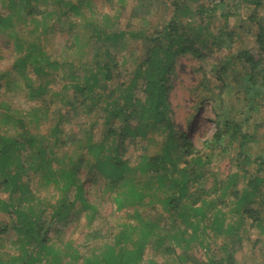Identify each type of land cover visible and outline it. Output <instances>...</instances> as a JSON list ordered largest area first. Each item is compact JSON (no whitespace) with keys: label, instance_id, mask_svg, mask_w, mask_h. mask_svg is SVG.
<instances>
[{"label":"trees","instance_id":"obj_1","mask_svg":"<svg viewBox=\"0 0 264 264\" xmlns=\"http://www.w3.org/2000/svg\"><path fill=\"white\" fill-rule=\"evenodd\" d=\"M167 1L172 13L170 19L161 30L146 34L141 29L113 28L107 23L109 17L100 19L87 0H1L9 14H0V33L16 40V52L21 53L13 69L22 79L27 96L43 102L46 109L45 104L51 98L61 107L83 108L86 113L93 114L95 121L89 123L84 134L81 153L70 154L67 151L70 145L81 140L61 128L59 123L52 124L50 139L30 132L26 122L29 119L40 121V107L32 109L26 120L9 105L0 104V193L7 195L0 198V212L11 221L9 229L4 226L0 233L12 230L17 237L13 249L0 251V264H62L64 258L78 261L81 257L78 247L72 239H63L64 228L74 215L77 219L84 216L91 229L87 233L90 241L104 237L101 229L94 227L99 209L88 199L80 178L83 165L94 169L104 180L105 190L110 193L117 211L131 205L143 206L146 196H152L145 191L153 189L156 183L154 191L164 194L160 201L170 212L176 231L169 234L177 242L181 241L180 236L187 235L185 229L178 228L181 220L193 228L188 241L206 234L204 230L207 229L217 235L236 234L244 229L247 219H251L249 226L264 232L261 211L264 207L253 208L264 200V157H251L246 148L255 142V134L244 130L252 115L264 109V16L259 18L256 14L258 8H264V0H238L253 7L247 19L248 30L259 50L257 55L247 48L231 53L216 71V78L223 82L224 77L238 67L244 70L238 89L246 103V118L221 117L217 121L218 129L205 143L206 152L197 150L173 121L169 102L173 87L171 78L180 56L189 54L202 62L215 52L230 50L240 36L238 29L230 24L237 14L227 0H211L208 5L200 0H138L136 7L148 13L156 4ZM49 3L58 6V10L37 11V4ZM70 11L77 21L68 23L72 42L66 49L69 53L74 48L84 50L82 56L52 59L38 39L26 47L20 42V37L26 36L28 24L37 23V16L45 20L55 13L60 20L68 17ZM185 16L189 21L183 18ZM15 19L22 20L20 27L16 26ZM81 23L82 33L76 34L74 28ZM36 26L29 33L33 34ZM128 38L142 40L145 50L134 69L125 73L114 51ZM8 74L0 71V80L6 79ZM59 80L64 83L55 89ZM10 82L8 80L7 84ZM61 107L56 111L59 120ZM101 119L104 133L95 141L92 131ZM151 132H155L159 141L148 136ZM140 140L146 144L140 145ZM132 146L138 151L134 158L127 157ZM230 149L236 152L237 172L245 178L242 188L236 186L237 172L226 181L216 180L211 188H206L205 177L214 176L207 169L208 165L216 152ZM249 166H254V173H250ZM144 177H149L146 179L150 182L141 186ZM37 178L53 184L52 202L32 191V182ZM227 212L233 221H228ZM134 216L141 220L138 209ZM145 222L148 221L142 223ZM58 224H63V228H57ZM126 227L124 224L117 233L109 235V242L92 248L91 255L82 258L83 264H141L144 252L135 248L137 240L134 238L138 234L147 240L163 229L156 233V224L151 221L143 227L131 228L133 234L136 233L131 237ZM156 244V248L164 246L160 241ZM184 244L187 249L179 257L181 261L191 259L192 264H202L188 253L190 246L186 244L189 243ZM121 245L124 251H120ZM221 249L224 251L222 258L212 254L206 263L235 264V251L223 246ZM163 251L174 254L175 249L165 246Z\"/></svg>","mask_w":264,"mask_h":264},{"label":"rangeland","instance_id":"obj_2","mask_svg":"<svg viewBox=\"0 0 264 264\" xmlns=\"http://www.w3.org/2000/svg\"><path fill=\"white\" fill-rule=\"evenodd\" d=\"M87 1L100 19L105 16L109 17L107 23L113 26V28L127 29L129 31L141 29L146 34L161 30L172 14L169 1L164 4H156L148 13L141 12L137 9L136 4L138 0ZM200 1H204L208 5L211 0ZM227 2L232 6V11L237 14V17L231 18L230 22L232 27L234 26L238 29L240 36L237 42L232 45L230 50L215 52L202 62L189 54L178 57L174 68V74L171 78L173 87L169 96V102L172 109L173 121L178 130L184 133L197 150L202 152H206L205 143L211 140L213 134L218 129L219 125L217 121L221 119V117L244 120L247 115L246 109L244 108L246 103L243 94L240 92V89H238V84L241 81L240 79L244 74V70L238 67V69L224 77V81L221 82L216 78L218 67L231 53H237L246 48L253 49L256 55L259 52L254 43L253 36L248 30L249 21L247 16L252 11L253 7L247 6L241 1L238 2V0H227ZM194 6L195 4L192 3V7ZM36 8L39 12L46 11L51 13L58 10V6L51 3L45 5L37 4ZM84 11H88L86 7ZM0 14H9L6 8H4L1 0ZM72 14L73 12L70 11L68 17H62L60 20L56 19L55 13L45 20L42 19L43 17L37 16V23L28 24L26 36L20 37V42H23L25 45L24 47H26L29 43L38 39L44 51L51 56L52 59L59 60L66 58L69 60L71 57L76 58L82 56L84 50L79 49L78 51L77 48H74L72 52L69 53L66 49L67 44L70 46L72 42L68 23L70 21H77ZM256 14L259 18L263 17L264 8H258ZM183 18L189 21L187 19L189 17L185 16ZM15 24L17 27H20L22 20L15 19ZM34 25L38 26H36L35 32L33 34L29 33L30 30L34 29ZM194 25H196V23ZM216 25L218 26V23H216ZM238 26H240V28H238ZM48 27H51V29ZM74 32L76 34L82 33V23L81 26L74 28ZM15 43L16 40L14 38L10 39L0 33V71L9 73L6 79L0 80V104L4 103L9 105L11 110H16L23 114L26 120L30 118L29 113L30 111L32 112V109L40 107V112L38 113L40 121L35 122L29 119L26 122L30 132L34 135H44L50 139L52 124L59 123L61 128L66 129L73 135L79 136L78 139L81 140L75 145H70L68 150L66 148L61 152L67 150L70 154L75 151L80 154L82 145L85 141L84 134L90 127L89 123L95 121L93 114L86 113L83 108L71 109L66 106L61 107L53 98L49 100L50 103L47 102V104H45L48 109L44 107L43 102L30 99L27 96V91L24 88L22 79L19 78L18 73L13 69L14 61L21 53L16 52ZM144 50L145 44L142 40L130 38L121 46L117 47L114 53H116V57L120 59L121 64H123L122 71L126 73L133 70L142 57ZM83 60L85 59L83 58ZM7 79L15 83L10 84V82L7 84ZM125 79H127V77H125ZM63 83L64 80L56 82L55 85L57 86H55V89L60 88ZM223 83L225 84L223 85ZM60 107L61 111H59V113L61 115V120L57 118L56 113L57 109ZM101 116L102 114L100 113L99 117ZM57 119L60 122H58ZM102 123V119L98 120L96 127L93 128L92 134L95 141L100 139L104 133ZM244 130L248 133L255 134V142L251 143L246 148L251 157L253 159L259 156L264 157V109L252 115V118L249 120V123L246 124ZM154 133L155 132H151L148 136L151 138L157 137ZM156 139L159 141L158 138L154 140ZM140 143V145H145L146 141L140 140ZM154 145L156 148L159 147L158 142ZM136 149V147L132 146L127 157H136L138 154ZM61 152L58 153V156L62 154ZM235 156L236 152L233 149L224 153L220 151L216 152L212 163L207 167V169L214 173V176L207 175L205 177L206 188H211L216 180L221 182L226 181L227 177L237 172ZM248 169L250 173H254V166H249ZM80 178L87 190L88 199L94 202L99 209V215L94 223V227L96 229L100 228L104 237L90 241L87 233L91 229L86 225L84 216H80V218L77 219L76 215H74L64 228L63 239H72L74 246L78 247L77 249L81 257L76 262L64 258L62 264H83L82 258L91 255L92 248L98 247L106 241L109 242L111 239L109 235L117 233L124 224L127 225L126 228H128L127 230L131 234V237H133V235L135 237L136 233L133 234L131 228L143 227L151 221L156 224V233H158L161 228L163 231L160 234H151L147 240L141 236L139 237L138 234L134 238L137 240L135 248L144 252L141 264H192L194 262L190 261L191 259L189 261H181L179 258L184 255V250L187 249L184 244L185 242L189 243L186 244L187 246H190L188 253L202 264H207L206 261L212 254H216L218 256L217 258H222L224 256V251H220L222 246L225 249L235 251V264H264V232H261L257 227L249 226L251 219H247L244 223V229L239 230L236 234L229 233L226 235H217L213 231L207 229V231L204 230L206 234L198 236V238L193 237L191 241L188 240L191 238L190 230L193 228L188 226L187 222L184 223L180 219L181 222L178 228L181 230L185 229L187 235L184 237L180 236L178 239L181 241L177 242L176 239L172 240L173 238L170 236L176 231L172 227L173 223L170 212L164 209L160 201L164 194L160 190L154 191L156 183H154L155 186L153 189L151 188V190L145 191L146 194H152V196H146L143 206L135 207L131 205L124 207L121 211H117L110 193L105 190L104 180L101 179L99 174H95L94 169H90L89 166L83 165L80 169ZM146 178H143L142 183H140L141 186L150 182V179L147 180ZM236 182V186L242 188V185L245 183V178L241 173H238ZM151 184L152 182L150 186ZM31 189L37 196L45 198L50 202L53 201V193L55 192L53 184L48 185L37 178L33 180ZM6 196V194L0 193V198H6ZM224 199H226V197H224ZM226 201L228 200L226 199ZM261 203L262 204H260V202L254 204L253 208H257L259 205H263L264 207V200H262ZM229 207H231V205H229ZM204 208L207 209L208 206L205 205ZM135 209H138L141 214L140 221L134 216ZM263 209L261 210L262 213H264ZM226 218L228 221L229 219L231 221L234 220L230 212H227ZM144 221L148 222L142 223ZM4 226L9 229L11 221L5 214L0 212V228ZM56 227L61 229L63 228V224H58ZM170 231L171 234H169ZM50 235L52 236V233ZM16 238L12 230H9L7 233H0V251L13 249V242ZM183 240H185V242H182ZM159 241L164 243V246L156 248L155 245H157L156 243ZM201 242H203V245L206 244L209 246L210 250L207 246L201 245ZM165 246H173L175 249L174 254L165 253L163 251V247ZM122 247V245L119 246L120 251L125 250ZM218 251H220V253H217Z\"/></svg>","mask_w":264,"mask_h":264}]
</instances>
